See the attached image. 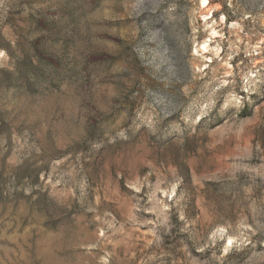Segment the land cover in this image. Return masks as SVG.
Segmentation results:
<instances>
[{"label": "rangeland", "instance_id": "374dc122", "mask_svg": "<svg viewBox=\"0 0 264 264\" xmlns=\"http://www.w3.org/2000/svg\"><path fill=\"white\" fill-rule=\"evenodd\" d=\"M0 0V264H264V0Z\"/></svg>", "mask_w": 264, "mask_h": 264}, {"label": "bare ground", "instance_id": "6f19581e", "mask_svg": "<svg viewBox=\"0 0 264 264\" xmlns=\"http://www.w3.org/2000/svg\"><path fill=\"white\" fill-rule=\"evenodd\" d=\"M207 3H208V1H207V0H203V8H206V7H208V6H207Z\"/></svg>", "mask_w": 264, "mask_h": 264}]
</instances>
